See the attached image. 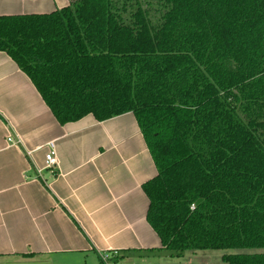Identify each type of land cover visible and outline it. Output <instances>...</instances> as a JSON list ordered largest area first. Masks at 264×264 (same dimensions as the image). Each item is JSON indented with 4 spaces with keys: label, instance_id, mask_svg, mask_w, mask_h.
Segmentation results:
<instances>
[{
    "label": "trees",
    "instance_id": "16d2710c",
    "mask_svg": "<svg viewBox=\"0 0 264 264\" xmlns=\"http://www.w3.org/2000/svg\"><path fill=\"white\" fill-rule=\"evenodd\" d=\"M153 1L0 17V52L60 125L134 116L156 169L146 222L170 255L264 264V0Z\"/></svg>",
    "mask_w": 264,
    "mask_h": 264
},
{
    "label": "crops",
    "instance_id": "0c3cea01",
    "mask_svg": "<svg viewBox=\"0 0 264 264\" xmlns=\"http://www.w3.org/2000/svg\"><path fill=\"white\" fill-rule=\"evenodd\" d=\"M68 5L0 0V17L45 15ZM7 136L18 145L7 144ZM49 142L54 171L42 170ZM155 175L131 113L60 125L0 52V264H101L98 255L112 251L120 264H225L199 251L172 256L162 247L146 222L142 191Z\"/></svg>",
    "mask_w": 264,
    "mask_h": 264
},
{
    "label": "built area",
    "instance_id": "2783aa9c",
    "mask_svg": "<svg viewBox=\"0 0 264 264\" xmlns=\"http://www.w3.org/2000/svg\"><path fill=\"white\" fill-rule=\"evenodd\" d=\"M5 142L13 146L18 145V141L16 140V138H14V136H7L5 138ZM44 148H45V153L43 156L42 170L54 171L57 165V158H56L53 142L47 143L44 146ZM36 172L37 174H39L41 170H36ZM98 256L101 264H120L118 261L115 260V258L118 257V254L115 251L107 252V253L102 252Z\"/></svg>",
    "mask_w": 264,
    "mask_h": 264
},
{
    "label": "rangeland",
    "instance_id": "374dc122",
    "mask_svg": "<svg viewBox=\"0 0 264 264\" xmlns=\"http://www.w3.org/2000/svg\"><path fill=\"white\" fill-rule=\"evenodd\" d=\"M141 2V6L143 9L149 10L150 14L155 13L153 11L156 10V4L153 0H139ZM258 252V251H257ZM237 253H253V251L249 250H227V251H199L198 256H202V258L208 257L211 258V261L215 263L220 261V257L223 255H231ZM205 256V257H204Z\"/></svg>",
    "mask_w": 264,
    "mask_h": 264
}]
</instances>
